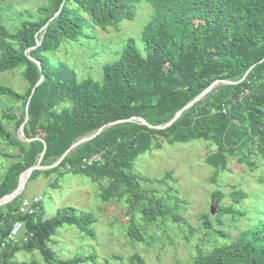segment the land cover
<instances>
[{
    "label": "trees",
    "instance_id": "16d2710c",
    "mask_svg": "<svg viewBox=\"0 0 264 264\" xmlns=\"http://www.w3.org/2000/svg\"><path fill=\"white\" fill-rule=\"evenodd\" d=\"M142 2L154 9L141 31L143 54L129 39L119 60L102 67L100 80H79L48 56L83 37L87 25L106 32L118 29L123 21L135 20ZM31 48L29 55L40 66L26 55ZM19 68H23L25 93L0 84V99L23 104L21 114L11 109L0 111V141L12 151L0 149V158L12 159L0 178V199L18 187L21 174L38 163L45 145L40 165L49 167L75 142L113 122L136 118L153 127L164 126L216 82L219 84L170 127L156 130L138 120L115 124L72 150L55 168L35 170L29 181L41 174H59L61 178L68 173L97 184L105 181L103 201L125 198L145 221L154 222L170 209L141 188L145 179L135 172V162L151 151L156 141L158 148L161 141L210 142L215 151L206 161L215 174L227 170L229 158L247 161L255 150L264 162V0H48L12 29L0 22V74ZM35 86L23 128L25 139L31 141L20 140L16 130L25 120ZM5 122L14 124L15 131ZM213 197L220 204L222 194L216 192ZM245 197L242 192L233 194L236 203ZM24 199L25 191L0 207V264H42L17 262L15 256L20 251L38 252L44 264L94 261L93 254L58 260L50 247L64 226L76 227L94 238V214L65 208L45 218L41 201L34 214L22 215L19 209ZM217 210L220 223L231 212L222 206ZM246 215L250 216L248 225L229 244L200 254L191 264H264V215L259 210L241 213ZM18 221L25 222L27 240L6 243ZM201 221L211 228L207 216ZM126 232L131 241H145L132 218ZM130 261L144 264L138 255Z\"/></svg>",
    "mask_w": 264,
    "mask_h": 264
},
{
    "label": "rangeland",
    "instance_id": "374dc122",
    "mask_svg": "<svg viewBox=\"0 0 264 264\" xmlns=\"http://www.w3.org/2000/svg\"><path fill=\"white\" fill-rule=\"evenodd\" d=\"M47 2L0 0V22L12 29ZM153 13V7L142 2L135 20L123 21L118 29L106 32L87 25L83 37L63 44L57 52L48 56L73 71L79 80H100L102 67L119 60L129 39L135 41L143 54L141 31ZM0 84L25 93L27 85L23 79V68L0 74ZM6 109L21 114L23 104L2 98L0 111ZM5 125L10 131H15L14 124L5 122ZM16 136L24 140L20 128L16 130ZM156 144L135 162V172L145 179L140 182L141 188L150 196L155 195L170 209L168 215L154 222L145 221L139 210L131 208L125 198L103 201L101 194L107 185L105 181L97 184L83 175L70 173L61 178L59 174H41L31 182L28 179L23 190L25 198L41 196L45 218L56 216L62 209L74 208L92 213L97 219L91 226L94 238L80 233L73 226L58 230L50 244L58 260L93 254L94 261L85 264H133L130 258L138 255L144 264H191L200 254L229 244L248 225L250 216H241V213L250 214L259 210L264 215V162L257 150L247 161L229 158L227 170L215 174L206 161L215 151L210 142L197 140L171 144L161 141L160 148ZM0 149L12 154L11 148L1 141ZM11 161L10 158H0V178ZM216 192L222 194L220 204L213 197ZM234 192H242L246 197L236 203ZM219 206L231 210L222 217V223L217 219ZM204 215L210 221V229L202 225L201 217ZM131 218L136 220L145 235L143 243L131 241L127 236L126 229ZM15 260H35L44 264L36 251H20Z\"/></svg>",
    "mask_w": 264,
    "mask_h": 264
},
{
    "label": "water",
    "instance_id": "95a60500",
    "mask_svg": "<svg viewBox=\"0 0 264 264\" xmlns=\"http://www.w3.org/2000/svg\"><path fill=\"white\" fill-rule=\"evenodd\" d=\"M62 7V6H61ZM58 14V13H57ZM56 14V15H57ZM46 26H47V24L43 27V30L46 28ZM40 44V41H38V43H37V45H39ZM35 48V47H34ZM34 48H31V49H29V50H27L26 51V55L28 56V58L32 61V62H34V63H36L37 65H39L40 66V64H39V62L37 61V60H35L34 58H32L30 55H29V52L32 50V49H34ZM40 69H42L41 67H40ZM42 79H43V77L41 78V80L37 83V85L36 86H38L40 83H41V81H42ZM219 83L218 82H216V83H214V84H212L207 90H205L201 95H199L197 98H195L192 102H190L188 105H186L182 110H180L176 115H175V117L169 122V123H167L166 125H164V126H156V127H153V126H151V125H149L146 121H144V120H142V119H136V118H133V119H129V120H124V121H117V122H113V123H111V124H109V125H107V126H104V127H102V128H100L96 133H94V134H91V135H88V136H86V137H84V138H82V139H80V140H78L77 142H75L63 155H62V157L55 163V164H53L52 166H49V167H42L41 165H40V162H41V160H42V157L44 156V153H45V151H46V145H45V147H44V151H43V153L41 154V158L39 159V161H38V163L35 165V166H33V167H31L30 169H28L27 171H25L24 173H22L21 174V176H20V178H19V184H18V187L11 193V194H8V195H6V196H4V197H2L1 199H0V207L1 206H4V205H6V204H8V203H10L11 201H13L16 197H18L22 192H23V190H24V185H21L20 184V179H21V177L24 175V174H27V176H28V179L31 177V175H32V173L35 171V170H46V169H51V168H55L56 166H58L61 162H62V160L72 151V150H74L75 148H77L78 146H80V145H82V144H84V143H86V142H88V141H90V140H92L93 138H95L97 135H99L100 133H102L105 129H107L108 127H110V126H113V125H115V124H118V123H123V122H136L137 120L142 124V125H146V126H148V127H150V128H153V129H156V130H161V129H166V128H168V127H170L175 121H177L178 119H179V117L181 116V114L184 112V111H186V110H188L189 108H191L195 103H197L198 101H200L204 96H206L214 87H216L217 85H218ZM36 86L33 88V90H32V93H31V95H30V97H29V100H28V102H27V105H26V115H25V120H24V122H23V124L20 126V132H21V134H22V136L24 137V140L25 141H31V140H28V139H25V135H24V132H23V128H24V126H25V124L27 123V121H28V119H29V113H28V105H29V102H30V99H31V96H32V94H33V92H34V89L36 88Z\"/></svg>",
    "mask_w": 264,
    "mask_h": 264
},
{
    "label": "built area",
    "instance_id": "2783aa9c",
    "mask_svg": "<svg viewBox=\"0 0 264 264\" xmlns=\"http://www.w3.org/2000/svg\"><path fill=\"white\" fill-rule=\"evenodd\" d=\"M90 163L91 162H88V164H90ZM41 201H42L41 196H36L33 198H25L20 205V209H19L20 213L22 215L34 214L36 211L35 206L37 204H39ZM26 232H27V230H26L25 222H23V221L16 222L13 225V227H12L8 237H7L6 243H9V242L17 243L21 239L26 241L27 240ZM4 245L5 244H3V246Z\"/></svg>",
    "mask_w": 264,
    "mask_h": 264
},
{
    "label": "bare ground",
    "instance_id": "6f19581e",
    "mask_svg": "<svg viewBox=\"0 0 264 264\" xmlns=\"http://www.w3.org/2000/svg\"><path fill=\"white\" fill-rule=\"evenodd\" d=\"M192 108V107H191ZM27 181H28V176L27 174H25L24 178H23V181H22V184L21 185H24V187L26 186L27 184Z\"/></svg>",
    "mask_w": 264,
    "mask_h": 264
}]
</instances>
